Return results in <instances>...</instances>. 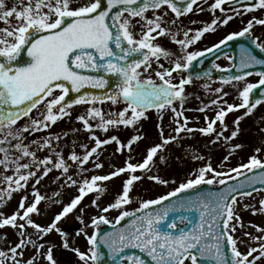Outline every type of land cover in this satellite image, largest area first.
Here are the masks:
<instances>
[{"label": "snow or ice", "instance_id": "6c2138e0", "mask_svg": "<svg viewBox=\"0 0 264 264\" xmlns=\"http://www.w3.org/2000/svg\"><path fill=\"white\" fill-rule=\"evenodd\" d=\"M207 2L0 0V185L4 186L0 188V207L11 199L13 193H26L29 183L34 181L31 185L33 200L30 203L25 194L11 215L0 212V229L10 226L18 230L20 237L8 251L0 250V264H36L38 256H43L48 264H57L53 246L43 252L41 249L44 244H38L37 241L43 240L53 231L64 237L58 222L76 210L90 193L98 194L92 204L99 208L101 214L91 217L90 223L78 217L84 228L77 235L85 237L88 249H71L83 264H102L104 253L101 246L108 249V258L113 264L118 258L123 264H201L204 260L210 264H261L264 261V235L256 236L244 231L243 235L256 242L258 247L246 245V251L243 252L239 245L244 241L235 235L238 227H245L236 212V206L245 197L255 199L254 192H264V188L255 187L257 184L264 185V160L258 155L249 156L246 163L228 168L227 171H218L208 162L166 194L140 200L139 207L134 211L125 209V206L133 203L135 184L145 177L160 185L176 183L175 180L150 173L157 154L170 144H179L183 139L182 133L214 134L211 144L223 140L228 145V154L223 156L221 164L227 168L232 152L243 147L242 144L230 143L239 136L241 121L264 102L262 99H250L253 90L264 86V72L256 73L259 80L251 83L247 82V77L253 73L243 71L253 65H264V59H258L242 46L236 67L243 74L221 77L222 86L213 90L216 98L208 104L201 102L202 106L196 109L204 113L206 126L189 127L190 118L185 115L188 109L184 107L188 99L185 86L202 78L200 73L190 71L194 69V62L202 63L198 58L212 53L228 41L245 36L250 38L256 49L264 53V38L254 35L256 25L264 26V18L255 16L239 31L228 33L211 47L190 50L206 33L215 32L245 13L264 10V0H254L243 11L233 8L232 14H228L223 6L231 3V0H214L208 7L213 19L202 28L193 32V29L178 24L181 17L203 12ZM216 10L223 15L216 16ZM169 12L173 14L171 20L167 19ZM160 37H168L171 43L178 46V50L167 49L158 43ZM213 67L221 72L228 71L215 62ZM105 73L109 74L108 78L103 75ZM203 75L210 76L208 72ZM241 82L244 86L238 90L240 103H229L225 99L229 93L224 91L223 85L235 87ZM210 87V84H203L206 91ZM87 89L104 91L94 94ZM70 93L76 95L69 98ZM261 95L264 96V93ZM106 102L122 107L106 111L102 107ZM81 105L86 108L76 116V120L90 134L89 140L94 141L91 147L88 144L81 145L85 150L83 155L72 151L66 160L62 152L56 150L61 135L49 133L28 141L29 136L46 132L59 120L70 118L73 108ZM240 109H245L244 115L236 117L230 135H225L229 131L225 123L226 116ZM150 110L158 114L160 122L157 128L161 142L146 149L142 162L132 163L133 145L144 138L139 134L137 125L149 118L147 113ZM207 110L214 111V118L207 115ZM168 112L173 114L175 135L165 136L163 118ZM21 121L24 123L21 124ZM217 122L219 131L215 127ZM121 127L137 129V134L131 135L126 142L116 134L109 135ZM71 131L79 129L73 128ZM97 131L105 133V138L97 136ZM68 135V131L63 133V136ZM113 143L117 145L116 152L128 150L125 166L105 175L93 174L88 178L85 175L89 171L86 165L92 162L94 169L103 168L98 150ZM45 150L48 155L42 158L37 155ZM261 151L264 149H255L257 154ZM159 159L166 163L163 155ZM194 159L203 160L204 157L196 155ZM68 160L77 166L80 179H74L69 174L71 165ZM53 170L60 171V176L55 179L59 181L63 178L61 187L75 186L78 194L62 206L49 224L42 226L32 219L33 214L40 215L38 206L46 199L36 186ZM253 170L261 171L247 175ZM138 171L142 174L137 175ZM121 174H127V178L122 182L120 192L107 206L101 207L98 201L107 189L100 182L110 181ZM240 176L245 179L220 191L206 194L198 191L201 185H227L228 180H236ZM187 192H194L195 195H179ZM54 195L59 197L61 193L55 192ZM166 201L168 203H164ZM53 203L61 201L57 199ZM258 203V209L249 204H245L244 208H252L253 214L264 213V198ZM112 210L118 211L114 220L106 215ZM192 211L199 216L195 223L186 215L170 219L171 213ZM126 218L130 219L125 227L99 234L100 225L111 224L115 227ZM177 221L190 227H178ZM250 226L264 233V228L255 224ZM28 228L35 230L36 240L26 236ZM87 228L92 229L91 234L86 231ZM29 245L36 250V255L24 259L25 249ZM63 247L70 248L66 239ZM125 249H138L149 259L140 255L121 256Z\"/></svg>", "mask_w": 264, "mask_h": 264}, {"label": "rangeland", "instance_id": "374dc122", "mask_svg": "<svg viewBox=\"0 0 264 264\" xmlns=\"http://www.w3.org/2000/svg\"><path fill=\"white\" fill-rule=\"evenodd\" d=\"M161 45L170 50H175L177 45L171 43L168 37H160L159 42ZM254 77L248 78L247 82L253 80ZM210 84L211 87L206 91L203 88V84ZM221 83H212L211 81L203 82H193L188 88H186L188 99L185 102L184 107L188 109L185 112V115L190 118L189 127L199 128L205 127L204 113L196 111L203 104H208L212 99L216 98L214 89L216 87H221ZM243 82L239 83L237 86L233 85H223L224 91L228 92L229 95L225 99L229 103H240L238 99V90L242 89ZM179 107V105H177ZM102 107L107 110H117L119 106H112L110 103H105ZM215 108L216 106H212ZM86 106H76L72 110V116L65 117L62 120H59L46 132H38L33 136L28 137V141L33 138H39L41 136L48 135L49 133L61 135L62 139L59 141L56 146V150L62 152L64 158L67 160V157L71 154L72 151H75L78 155L84 154V149L81 147L82 144H88L89 147L94 145V141L89 140V133L83 130L82 123L76 120V116L82 114L85 111ZM245 109H240L239 111H234L229 113L225 118V123L228 125L229 131L225 135H230L231 130H233L234 125L233 121L238 116H243ZM148 119L142 120L141 124L137 125L139 129V134L144 138L133 145L132 156L134 159L132 163L142 162L144 156L146 155V149L153 146L156 143H160V131L157 128V124L160 122L158 120V114L155 110H150L148 113ZM207 115L210 118H214V111L207 110ZM199 118V119H197ZM173 121V114L168 112L164 115L163 118V130L164 135H175L173 128L175 124ZM21 124L24 121L20 122ZM95 123V122H93ZM217 131L220 130L219 122L215 126ZM79 129V131L72 132L71 130ZM241 132L239 136L231 141V144H242L243 147L232 152L229 157L228 167L225 168L221 164V160L224 155L228 154V145L221 140L219 143L211 144L210 141L215 138V135L205 136L199 132H194L192 134L182 133L183 139L179 141V144L173 143L166 146L165 150L162 153H158L157 157L154 158L155 164L152 168L150 175H159L162 178L175 180V184L169 185H160L151 181L145 177L142 181L135 184L132 197L133 203L125 206V209L128 211H133L139 207V202L142 199H151L157 198L159 195L166 194L168 191H171L173 188L177 187L179 183L183 182L186 177L198 170L201 166H204L206 163L210 162L214 168L218 171L223 170L227 171L228 168L237 167L241 163H246L249 156L258 155L259 158L264 160V151L260 153H255V149L260 147L264 149V131H261L264 128V103H261L253 112V114L246 116L240 123ZM65 131L69 132L68 136H63ZM116 134L120 137L122 141H125L131 136L137 134V129L134 128H123L121 127L118 130H113L109 133ZM27 135V134H26ZM96 135L100 138H105V133L97 131ZM28 141H25L26 143ZM75 141V143H73ZM55 145V142H54ZM117 145L115 143L103 146L100 152L99 162L104 166L101 169H94L92 162H89L86 167L89 169L85 175L90 178L93 174L105 175L109 172L115 170L116 168L125 166V161L128 160V150L124 149L123 153L116 152ZM49 153L45 150L38 152L37 155L41 158ZM163 155L165 157L166 163H162L159 159V156ZM199 155L203 156V160L194 159V156ZM55 159V157H53ZM70 165L69 174L73 176L74 179H80L78 175V168L72 161H67ZM11 174V173H8ZM137 175H141V172H137ZM235 175V174H233ZM60 176V171L53 170L47 177H45L39 185L36 186L41 195L45 196L46 199L41 202L38 206L40 208V215L33 214L32 219L42 226H46L54 218L64 204L70 202V199L78 194L77 188L73 187H61L63 183V178L59 181H56V177ZM127 178V174H121L119 177H114L110 181L100 182L101 186L106 187V193L101 195L98 203L103 206H107L108 203L112 202L116 195L120 192L122 182ZM32 183L31 181L27 187V192L24 191L13 193L11 199L7 200V203L3 207H0V212H3L6 215H11L19 206V201L22 195H28V203L33 200L32 196ZM4 187L0 185V188ZM55 192H60L59 197L55 196ZM97 193L88 194L78 205L77 209L70 213L67 217L62 218L58 222V227L61 232L65 235L62 237L56 231L49 233L44 236L43 240H38L37 243H43L44 248L41 251L46 252L49 246H53V255L54 259L57 261V264H83L79 260L72 248H79L81 251H87L88 244L83 235H77L84 224L81 223L82 218L85 223H90V218L93 216L100 215L99 208L93 206L92 201L96 199ZM252 197L243 198L242 202L236 206V212L241 217L242 223L245 225L243 229L237 228L235 235L241 238L244 243L239 245L240 250L246 251V245L257 246L258 244L254 241H250L248 237L243 235L244 231L250 232L253 235L259 236L264 235L256 231L255 227H251V224L258 225L264 228V213L256 212L253 214L252 208L245 209L244 205L249 204L255 206L257 209L260 207L258 201L261 198H264L263 192H254ZM60 200L61 203H53L54 200ZM83 209V211H81ZM110 220L118 215L117 210H112L106 214ZM86 231L91 234L92 229L87 228ZM26 236H31L33 240H36L35 230L28 228L26 231ZM6 237V239H5ZM20 239L18 235V230L6 226L0 229V250L8 251V248L13 246L15 242H18ZM67 240L70 245V248L65 249L63 243ZM36 255V250L29 245L25 249L24 259L31 258ZM36 264H48V261L44 259L43 256H38ZM264 264V261L261 262Z\"/></svg>", "mask_w": 264, "mask_h": 264}, {"label": "water", "instance_id": "95a60500", "mask_svg": "<svg viewBox=\"0 0 264 264\" xmlns=\"http://www.w3.org/2000/svg\"><path fill=\"white\" fill-rule=\"evenodd\" d=\"M238 41V38H236L235 40L233 41H228V46H231V45H234L236 42ZM223 45V46H227V45ZM221 47L219 49H214V51L212 53H206L205 56L203 58H198L200 60H202V63H196L194 62V69L190 70V71H194V72H197V73H200L201 77H204V73L205 72H208L210 74L209 77H216L217 79L221 80V77H224V76H232V75H239V74H243L242 72H238L237 71V67L236 65H238L239 61L237 60L239 58V56L237 54H234V56L236 57V60L233 56V59H232V67L228 69V71L226 72H221V71H218V70H214L213 67L209 66V64H203V62L205 60H207L209 58V62L211 61V59L213 60L219 53ZM253 68V67H252ZM260 72H264V65H262L261 67H259ZM252 69L251 68H248V69H244L243 71H251ZM106 76V78H108L109 74H103ZM188 75V73H187ZM114 79V77L112 78ZM88 91L94 93V94H101L104 90H100V89H87ZM83 91V90H82ZM264 93V86H261V88L259 89H255L253 90V93L250 94V99L254 100V99H262L264 101V96H262L261 94ZM76 94L74 93H70V97L69 98H73ZM259 171L261 170H253V172H249L247 173V175L251 176V175H254V174H257ZM245 177L244 176H240L238 177L236 180H229L227 182V185H218V186H210V185H201L198 187V191L200 193H208V192H216V191H220L222 190L223 188L229 186V185H233V184H236V183H239L240 181L244 180ZM256 188H264V185H255ZM246 190H251V189H246ZM179 195H184V196H187V195H195L194 192H187V193H184V194H179ZM175 199V198H173ZM164 203H168L167 201L164 202ZM156 207H160V206H154V208ZM151 210H154V209H149V211ZM138 215L140 213H137ZM183 215H186L188 216L192 221L193 223L197 222L198 219H199V216H198V213H196L195 211H192V212H179V213H171L170 214V219H175L179 216H183ZM130 218H126L125 221H122L121 224L119 225H115V227L113 225H104V226H101L99 228V234L100 235H103V233L105 232H112L116 229H119V228H122V227H125L128 223V220ZM178 222V227H190V225H187V224H179V221ZM101 250L102 252L104 253V258H103V261H102V264H113V261L110 260L108 258V249L101 246ZM226 251H227V248H226ZM121 256H128V255H140L142 258L148 260L149 258H147L145 256V254H142L139 252L138 249H125L123 253L120 254ZM116 264H123L122 261L117 260ZM201 264H210L209 261L207 260H204V261H201Z\"/></svg>", "mask_w": 264, "mask_h": 264}, {"label": "flooded vegetation", "instance_id": "af4514ba", "mask_svg": "<svg viewBox=\"0 0 264 264\" xmlns=\"http://www.w3.org/2000/svg\"><path fill=\"white\" fill-rule=\"evenodd\" d=\"M213 2L214 0H208L207 4H204L205 10L203 12L200 13L194 12L188 14L185 17H181L180 21H178V24L182 25L185 28L193 29V32L195 30H199L204 26L205 23H208L213 19V14L210 11H208L209 5ZM252 2H254V0H242L243 5L236 9L243 11L244 8L246 6H250ZM200 3H203V0H200ZM223 7L226 8L228 14H232V9L231 10L227 9L228 4ZM148 15L151 16V12H149ZM215 15L222 16L223 14L219 10H216ZM253 16L257 18H264V10H256L250 13H245L242 17L240 16L236 17L228 25L221 26L215 32L206 33L200 41H198L195 45L191 47L190 50H204L207 47H211L213 44L218 43L220 39H223L224 36H226L228 33L239 31L246 24V22L249 19H251ZM172 18H173V14L169 12V16L167 17V19L171 20ZM193 21H195V23H193ZM254 35L264 38V26L256 25L254 29ZM180 38H182V36ZM157 42H159V38ZM175 50H178V46L175 48ZM229 59H230V55H224L219 57L214 62L216 64H219L221 68H224L229 65Z\"/></svg>", "mask_w": 264, "mask_h": 264}]
</instances>
